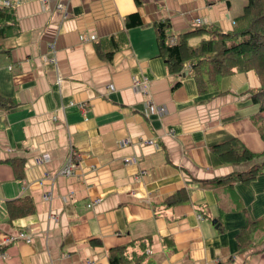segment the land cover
<instances>
[{"label":"crops","instance_id":"1","mask_svg":"<svg viewBox=\"0 0 264 264\" xmlns=\"http://www.w3.org/2000/svg\"><path fill=\"white\" fill-rule=\"evenodd\" d=\"M8 1L16 33L0 41V95L13 101L0 108V264H109L110 249L139 241L143 258L127 264H264V231L238 247L246 220L264 216V173L232 185L238 210H228V189L198 182L261 160L231 165L210 151L231 138L264 151L250 98L259 82L234 71L199 93L188 67L166 70L154 26L165 22L171 41L198 26L228 31L245 0ZM133 13L139 24L127 26ZM12 157L23 161L20 179L4 162ZM21 197L33 211L6 219L5 202Z\"/></svg>","mask_w":264,"mask_h":264},{"label":"trees","instance_id":"2","mask_svg":"<svg viewBox=\"0 0 264 264\" xmlns=\"http://www.w3.org/2000/svg\"><path fill=\"white\" fill-rule=\"evenodd\" d=\"M13 9L0 5V41L13 36L16 28L13 25ZM139 24L138 16L129 15L127 26ZM158 55L165 62L169 73H181L188 67L186 75L191 77L199 93L216 89L220 77L229 75L234 71L244 72L253 69L258 76L259 87L251 92V101L258 105L254 123L257 131L264 141V0H246L240 13L232 19V28L222 31L216 26H198L185 31L169 40L166 32L167 24L157 22L154 24ZM207 35L200 38L194 46L188 45L186 39L190 36ZM1 51V47H0ZM175 83L174 86H177ZM173 86V87H174ZM13 101L0 95V108L8 110ZM210 151L217 157L220 163L238 165L254 158L262 157L257 163H253L245 170H233L225 175L198 180L203 187L215 191L226 188L230 194L231 206L228 210L242 209L240 202L233 193L234 183L248 184L258 174L264 173V151L252 153L237 139L231 138L222 143L210 147ZM8 163L17 179L23 175V161L19 157L4 160ZM172 202H178L175 197ZM33 211L32 201L29 197L15 198L5 202L6 219L25 216ZM222 210H219V215ZM264 231V216L254 220H246L238 234V247L246 249L250 244V238L262 234ZM144 256V245L139 241L137 245L130 243L129 252L126 246L109 250V264L137 263Z\"/></svg>","mask_w":264,"mask_h":264},{"label":"built area","instance_id":"3","mask_svg":"<svg viewBox=\"0 0 264 264\" xmlns=\"http://www.w3.org/2000/svg\"><path fill=\"white\" fill-rule=\"evenodd\" d=\"M18 0H15V2H17ZM12 2L8 1V0H4V1H0V5H3V6H11ZM196 23H200L199 20H196ZM147 81L145 78H143L142 80L140 79H136V80H133V87H141L143 88L145 85H146ZM145 107L148 109V110H153V111H156V112H159L161 110H163V108H158V107H155L154 105L152 104H149V105H145ZM76 154H73L71 151L69 152V155H68V158L65 162V164L61 167V169L58 171L59 173L61 174H64V175H68L70 173V168H71V160L72 158H76ZM124 161H128V159H124ZM37 162V160H36ZM42 197L45 198V199H49L50 198V191H46L42 194ZM94 201H98L97 199H95ZM90 205V204H88ZM25 234L20 232L19 235H18V238H25ZM13 239H16L14 237H7L5 238L4 242H9V241H12Z\"/></svg>","mask_w":264,"mask_h":264},{"label":"rangeland","instance_id":"4","mask_svg":"<svg viewBox=\"0 0 264 264\" xmlns=\"http://www.w3.org/2000/svg\"><path fill=\"white\" fill-rule=\"evenodd\" d=\"M245 2H246V0H245ZM13 5V3L11 4V6ZM8 7H10V6H8ZM198 43V41L196 40L195 42H192V43H194V44H189V45H196L197 43ZM248 71H253L254 72V74H255V76H256V78H257V81H258V76L256 75V73H255V71L253 70V69H249V70H247V71H244V72H248ZM259 82V81H258ZM258 87H259V85H258ZM257 87V88H258Z\"/></svg>","mask_w":264,"mask_h":264}]
</instances>
